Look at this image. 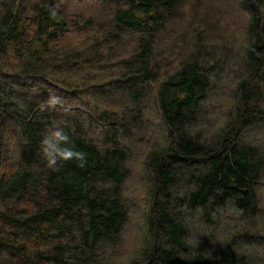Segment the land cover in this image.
<instances>
[{"label": "trees", "instance_id": "1", "mask_svg": "<svg viewBox=\"0 0 264 264\" xmlns=\"http://www.w3.org/2000/svg\"><path fill=\"white\" fill-rule=\"evenodd\" d=\"M99 2L116 6L114 23L133 41L130 55L112 63L108 49L59 42L71 24L57 0L0 7V264L105 260L128 218L123 139L145 129L150 100L161 123L141 177L149 202L144 243L128 264H263L242 245L264 247L256 226L264 215V0H238L246 16L238 43L224 38L211 48L213 34L201 31L174 67L157 38L183 0ZM81 23L89 29L90 16ZM94 67H115L108 89ZM60 94L75 106L60 105ZM109 100L120 105L100 106ZM56 124L84 154L83 166L48 165L41 142ZM227 205L243 221L224 242L207 246L190 235L189 211L202 210L214 224ZM31 239L50 246L31 247Z\"/></svg>", "mask_w": 264, "mask_h": 264}, {"label": "rangeland", "instance_id": "2", "mask_svg": "<svg viewBox=\"0 0 264 264\" xmlns=\"http://www.w3.org/2000/svg\"><path fill=\"white\" fill-rule=\"evenodd\" d=\"M4 1L7 0H0V7ZM56 5L71 24V31L59 40L61 44L67 45L68 42H71L76 45L79 43L80 46L84 44L91 45V47L98 46L102 54L108 49V57L104 59L111 63L123 56L130 55L133 49L132 37L114 23L115 5L99 2V0H57ZM179 8L177 16L167 24L157 38L159 53L166 52L160 56L163 57L164 55L165 59L168 58L173 67L188 54L190 47L192 48L191 45L201 31L207 30L216 37L214 39L213 35H209L210 44L208 47L211 48L219 47L221 43L225 42L224 38L226 40L231 39L235 44L240 41L246 16L241 12L238 0H183ZM88 16H90L92 25L89 29H83L81 20ZM94 68L97 71V77L102 82L104 81V84L116 76L115 67L104 71L98 67ZM68 77L74 79L72 74H69ZM109 83L106 84L107 89ZM116 96L114 94L112 97L116 98ZM61 97L60 94L54 99H59L60 105L75 106L76 100L71 101L68 97L61 100ZM105 101H101L100 106L115 107V105H120V101L117 103L114 100ZM145 108L147 117L144 122L145 129L141 132H135L132 137L123 139V144L129 151L127 165L131 169L123 184V197L128 207L127 223L116 247L106 248L105 260L101 259L100 264H128L127 258L132 257L135 251L137 253L144 243V220L147 216L146 211L149 202L141 177L145 169L146 150L155 138L156 129L158 130L161 123L152 100L146 103ZM88 134L97 142L100 141L97 130L88 131ZM17 159V151L15 150L12 153L11 162L14 163ZM261 192L264 205V178L261 184ZM201 213L202 210H193L187 214L193 230L190 235L202 237L207 246L210 243L220 245L231 231L242 225L243 221L240 219V212L228 205L215 211L217 223L214 224L206 223L201 217ZM256 226L264 231V215L257 220ZM64 241L72 242L69 237H66ZM29 245L31 247L36 245L50 246V244L37 239H31ZM242 247L249 254H253L256 259L262 260L264 264V247L254 244L242 245Z\"/></svg>", "mask_w": 264, "mask_h": 264}, {"label": "clouds", "instance_id": "3", "mask_svg": "<svg viewBox=\"0 0 264 264\" xmlns=\"http://www.w3.org/2000/svg\"><path fill=\"white\" fill-rule=\"evenodd\" d=\"M55 107V105H51ZM41 151L50 167L55 168L60 162L76 160L80 166L86 163L85 156L82 152L76 151L71 146L69 136L64 128L59 124L53 126L50 132L41 142Z\"/></svg>", "mask_w": 264, "mask_h": 264}, {"label": "bare ground", "instance_id": "4", "mask_svg": "<svg viewBox=\"0 0 264 264\" xmlns=\"http://www.w3.org/2000/svg\"><path fill=\"white\" fill-rule=\"evenodd\" d=\"M55 204V203H54ZM61 205V204H60ZM63 207V206H62ZM78 211H80V210H78ZM80 213V212H79ZM86 214V213H85ZM89 214V213H88ZM83 220V219H82ZM111 261V260H110ZM112 262V261H111Z\"/></svg>", "mask_w": 264, "mask_h": 264}]
</instances>
